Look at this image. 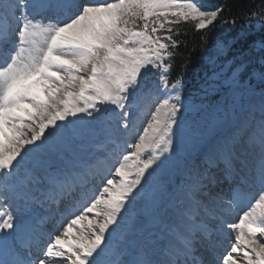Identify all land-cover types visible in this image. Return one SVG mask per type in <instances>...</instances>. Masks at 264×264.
Instances as JSON below:
<instances>
[{
    "label": "snow or ice",
    "instance_id": "obj_1",
    "mask_svg": "<svg viewBox=\"0 0 264 264\" xmlns=\"http://www.w3.org/2000/svg\"><path fill=\"white\" fill-rule=\"evenodd\" d=\"M224 13L0 0V264H264V35L209 43Z\"/></svg>",
    "mask_w": 264,
    "mask_h": 264
},
{
    "label": "trees",
    "instance_id": "obj_2",
    "mask_svg": "<svg viewBox=\"0 0 264 264\" xmlns=\"http://www.w3.org/2000/svg\"><path fill=\"white\" fill-rule=\"evenodd\" d=\"M216 5H222L225 8V13L222 14L221 19L225 15L236 18V25L233 27L231 24L217 26L208 34L211 37L209 43L217 37H223L224 32L228 31L230 36L233 38L244 37L240 41L247 40L244 44L251 43V41L260 40L261 36L264 35V29L257 33V20H250L243 14L241 10L249 9L253 5L260 3V0H213ZM182 32H186L187 35H181L178 39L181 41L182 46L177 50L178 56L175 59V65L179 67L181 64L187 65V78L192 76L194 72L201 69L202 64L205 63L202 52L207 51V46L201 44L199 36L201 33H197L194 30L192 24H182L180 26ZM241 34V36H240ZM239 40V39H238Z\"/></svg>",
    "mask_w": 264,
    "mask_h": 264
},
{
    "label": "rangeland",
    "instance_id": "obj_3",
    "mask_svg": "<svg viewBox=\"0 0 264 264\" xmlns=\"http://www.w3.org/2000/svg\"><path fill=\"white\" fill-rule=\"evenodd\" d=\"M202 2L205 3V4H208V5H212V6H215V5H216V3H215L213 0H202ZM257 23H258V24H257V30H256V32L259 33V32H261L263 29L261 28L260 23H259L258 21H257ZM240 36H241V34H240ZM234 37H235V36H234ZM237 37H238V39H239V36H237ZM222 38L225 39V40H231V39H232V37L230 36V34L228 33V31L224 32ZM246 41H247V40H245V41H240V39L237 40V42L234 44L233 50L244 48L245 46H244L243 43H245ZM257 41H259V40H257ZM251 42H252V41H251ZM250 44H251V43L246 44V45H250ZM204 58H205V62H206L207 57L204 56ZM199 72H200V70L197 71V72L195 73V75L192 77V79L189 80V86H191V84L195 82L196 74L199 73ZM0 207H5V208H6V207H7V203L4 202L2 205H0ZM234 217H236V216L234 215L233 218H234ZM230 243H231V239H226V242H222V244H221V246H220L219 251H218L217 254L219 255L220 253H223V252L225 251V250H223V249L228 248V246H229ZM223 244H224V245H223Z\"/></svg>",
    "mask_w": 264,
    "mask_h": 264
},
{
    "label": "bare ground",
    "instance_id": "obj_4",
    "mask_svg": "<svg viewBox=\"0 0 264 264\" xmlns=\"http://www.w3.org/2000/svg\"><path fill=\"white\" fill-rule=\"evenodd\" d=\"M233 219L235 220V219H236V217H234ZM226 239H230V238H226ZM223 245H224V244H223ZM223 250H225V249H223Z\"/></svg>",
    "mask_w": 264,
    "mask_h": 264
}]
</instances>
